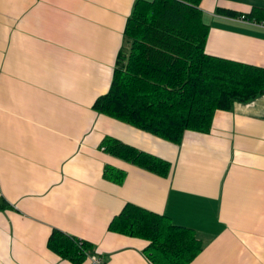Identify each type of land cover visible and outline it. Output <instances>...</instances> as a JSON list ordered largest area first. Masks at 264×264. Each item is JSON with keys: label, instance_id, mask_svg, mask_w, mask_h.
<instances>
[{"label": "crops", "instance_id": "crops-1", "mask_svg": "<svg viewBox=\"0 0 264 264\" xmlns=\"http://www.w3.org/2000/svg\"><path fill=\"white\" fill-rule=\"evenodd\" d=\"M134 1L0 0V264H73L48 249L54 228L105 264H153L147 240L108 229L126 203L191 228L203 249L189 264H264V95L217 110L208 132L179 144L92 108ZM200 7L207 53L264 67V20L244 14L264 0ZM106 136L166 160L168 173L108 154Z\"/></svg>", "mask_w": 264, "mask_h": 264}, {"label": "trees", "instance_id": "trees-1", "mask_svg": "<svg viewBox=\"0 0 264 264\" xmlns=\"http://www.w3.org/2000/svg\"><path fill=\"white\" fill-rule=\"evenodd\" d=\"M201 1H134L109 89L94 100L95 111L179 144L187 131L208 132L217 110H230L235 102L264 95V67L206 52L209 25ZM244 14L264 20L261 7ZM101 147L161 176L170 168L166 160L110 136ZM103 174L114 181L123 178L111 166H105ZM7 206L0 204V209ZM108 229L147 240L144 251L153 264H189L203 249L191 228L132 203L124 205ZM47 247L62 259L81 264L91 244L54 228Z\"/></svg>", "mask_w": 264, "mask_h": 264}, {"label": "built area", "instance_id": "built-area-1", "mask_svg": "<svg viewBox=\"0 0 264 264\" xmlns=\"http://www.w3.org/2000/svg\"><path fill=\"white\" fill-rule=\"evenodd\" d=\"M86 259L90 264H105L103 257L94 253H88Z\"/></svg>", "mask_w": 264, "mask_h": 264}]
</instances>
